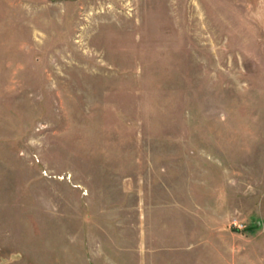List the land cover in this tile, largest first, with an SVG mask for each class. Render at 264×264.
Segmentation results:
<instances>
[{"label":"rangeland","instance_id":"1","mask_svg":"<svg viewBox=\"0 0 264 264\" xmlns=\"http://www.w3.org/2000/svg\"><path fill=\"white\" fill-rule=\"evenodd\" d=\"M0 264H264V0H0Z\"/></svg>","mask_w":264,"mask_h":264}]
</instances>
